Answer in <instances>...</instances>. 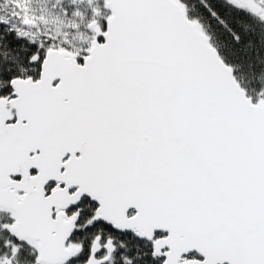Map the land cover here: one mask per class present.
I'll use <instances>...</instances> for the list:
<instances>
[{"label": "snow or ice", "instance_id": "obj_1", "mask_svg": "<svg viewBox=\"0 0 264 264\" xmlns=\"http://www.w3.org/2000/svg\"><path fill=\"white\" fill-rule=\"evenodd\" d=\"M0 264H264V0H0Z\"/></svg>", "mask_w": 264, "mask_h": 264}]
</instances>
